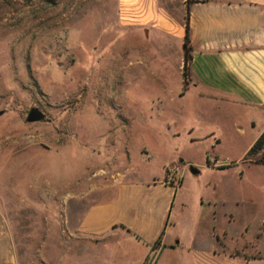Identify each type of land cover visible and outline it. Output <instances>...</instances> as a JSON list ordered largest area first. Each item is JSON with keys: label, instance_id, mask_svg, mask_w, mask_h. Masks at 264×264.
I'll list each match as a JSON object with an SVG mask.
<instances>
[{"label": "rangeland", "instance_id": "374dc122", "mask_svg": "<svg viewBox=\"0 0 264 264\" xmlns=\"http://www.w3.org/2000/svg\"><path fill=\"white\" fill-rule=\"evenodd\" d=\"M124 23L118 0H0V264L188 262L192 234L210 232L206 200L228 202L234 233L264 214V170L230 165L253 133L200 117L173 52ZM31 108L44 121L26 123ZM169 180L181 185L175 253L121 230L79 233L92 207L116 200V185L136 210L159 194L150 183Z\"/></svg>", "mask_w": 264, "mask_h": 264}, {"label": "crops", "instance_id": "0c3cea01", "mask_svg": "<svg viewBox=\"0 0 264 264\" xmlns=\"http://www.w3.org/2000/svg\"><path fill=\"white\" fill-rule=\"evenodd\" d=\"M118 3L124 12L125 27L147 31L145 39H155L163 49L173 52L183 84L195 98L192 107L200 117L218 115L222 123L234 124L236 133H253L242 160L230 165L264 170V163L246 160L248 151L264 133V0H118ZM186 18L189 60L184 72ZM261 156L264 147L253 160ZM150 185L159 194L146 198L136 210L135 204L124 201L130 193L126 185H116V200L106 207H92L81 220L79 233L95 239L121 230L144 243L149 251L153 247L156 252L167 249L175 253L182 242L169 230L180 223L178 217L172 218V208L181 185L175 187L170 180L153 181ZM204 201L201 198L199 205ZM206 203L212 206L208 212L209 235L203 238L196 230L184 249L188 262L177 264H264V214L254 229L244 227L234 233L227 227L228 220L233 219L226 207L228 202L206 200ZM231 204L239 208L241 200ZM180 207L184 208L182 203ZM104 209H108L110 218L98 223L96 217ZM220 217L226 219L224 228L219 227Z\"/></svg>", "mask_w": 264, "mask_h": 264}, {"label": "trees", "instance_id": "16d2710c", "mask_svg": "<svg viewBox=\"0 0 264 264\" xmlns=\"http://www.w3.org/2000/svg\"><path fill=\"white\" fill-rule=\"evenodd\" d=\"M184 30H185V36H184V72H185L186 65H187V62L189 60V46H188V44H189V28H188L187 18L185 20ZM263 147H264V133L255 142V144L251 147V149L248 151V153L246 155V160H250V162L256 163V164L264 163V156H261L257 160H253V158L258 154L259 151H261L263 149ZM159 239H158V241H159ZM157 242H156V244H157ZM152 249H154V248L152 247Z\"/></svg>", "mask_w": 264, "mask_h": 264}, {"label": "water", "instance_id": "95a60500", "mask_svg": "<svg viewBox=\"0 0 264 264\" xmlns=\"http://www.w3.org/2000/svg\"><path fill=\"white\" fill-rule=\"evenodd\" d=\"M44 118H45L44 114L39 109L31 108L27 114L26 123L28 124L39 123L44 121ZM190 173L198 174V171H196L194 168H190Z\"/></svg>", "mask_w": 264, "mask_h": 264}, {"label": "built area", "instance_id": "2783aa9c", "mask_svg": "<svg viewBox=\"0 0 264 264\" xmlns=\"http://www.w3.org/2000/svg\"><path fill=\"white\" fill-rule=\"evenodd\" d=\"M174 175V172L173 171H170V173H168V177H172Z\"/></svg>", "mask_w": 264, "mask_h": 264}]
</instances>
